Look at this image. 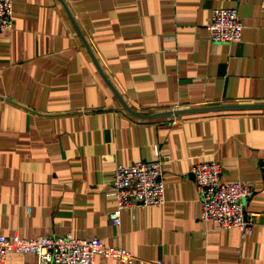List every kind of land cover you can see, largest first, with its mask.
<instances>
[{"label":"crops","instance_id":"obj_1","mask_svg":"<svg viewBox=\"0 0 264 264\" xmlns=\"http://www.w3.org/2000/svg\"><path fill=\"white\" fill-rule=\"evenodd\" d=\"M63 1L136 114L264 104V0ZM233 7L242 40L212 42L213 9ZM13 15L0 33V236L97 239L162 264H264V110L134 118L61 0H15ZM157 154L169 158L165 205L123 211L113 226L116 168ZM199 162L253 188V235L201 222L190 173ZM6 264L38 258L9 253Z\"/></svg>","mask_w":264,"mask_h":264},{"label":"built area","instance_id":"obj_2","mask_svg":"<svg viewBox=\"0 0 264 264\" xmlns=\"http://www.w3.org/2000/svg\"><path fill=\"white\" fill-rule=\"evenodd\" d=\"M15 0H0V33L12 30ZM245 24L237 8H215L207 26L209 38L214 43L233 44L242 40ZM169 158L160 154L152 162H139L119 166L113 177V196L116 209L109 220L121 227L122 212L139 207L156 208L166 203L163 166ZM190 173L199 196L200 220L214 224L216 231L238 230L246 239L253 235L257 225L256 213H248L246 204L254 196L252 187L241 182H222L223 167L217 162H199ZM9 253L32 254L38 264H104L97 257L123 264H162L147 262L133 257L127 251L104 245L100 240H83L67 237L42 236L26 240L16 235L13 238L0 236V264H6Z\"/></svg>","mask_w":264,"mask_h":264},{"label":"water","instance_id":"obj_3","mask_svg":"<svg viewBox=\"0 0 264 264\" xmlns=\"http://www.w3.org/2000/svg\"><path fill=\"white\" fill-rule=\"evenodd\" d=\"M61 2L64 5V8L69 15L73 25L75 26L77 32L79 33L85 47L87 48L89 54L91 55L95 66L108 85V87L111 89V91L114 93V95L119 100L122 108L124 111H126L129 115H131L134 118L140 119V120H155V119H164V118H172V117H184V116H190V115H197V114H205V113H218V112H240V111H263L264 110V104H252V105H227V106H217V107H209V108H200V109H189V110H180V111H174V112H167V113H159V114H153L149 116H142L138 115L135 112H133L127 104L124 102V100L121 98V96L118 94V92L115 90L113 85L110 83L109 79L106 77L105 73L103 72L102 68L99 65L98 60L96 59L89 43L87 42L86 38L84 37L83 33L81 32L77 22L75 21L72 13L68 9L67 5L63 0Z\"/></svg>","mask_w":264,"mask_h":264}]
</instances>
